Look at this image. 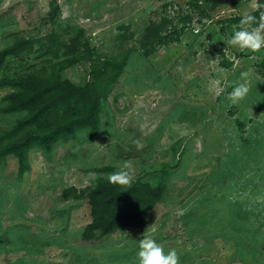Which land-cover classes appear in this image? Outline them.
Returning <instances> with one entry per match:
<instances>
[{
	"label": "rangeland",
	"instance_id": "rangeland-1",
	"mask_svg": "<svg viewBox=\"0 0 264 264\" xmlns=\"http://www.w3.org/2000/svg\"><path fill=\"white\" fill-rule=\"evenodd\" d=\"M258 3L0 0V264H138L149 235L178 264H264V47L227 43ZM35 79L91 84L97 133L8 151L34 128L10 95ZM244 79L239 103L216 95ZM120 170L159 199L140 227L89 228L82 190Z\"/></svg>",
	"mask_w": 264,
	"mask_h": 264
},
{
	"label": "trees",
	"instance_id": "trees-1",
	"mask_svg": "<svg viewBox=\"0 0 264 264\" xmlns=\"http://www.w3.org/2000/svg\"><path fill=\"white\" fill-rule=\"evenodd\" d=\"M260 10L253 14L259 16ZM13 83L21 84L20 81ZM21 85L18 93L10 95L12 100L8 110H25L26 121L34 128L8 142L7 150L19 158H23L32 143L49 150L53 142L76 129L88 128L91 134L97 133L99 104L91 84L74 85L68 80L35 79ZM162 190L160 184L152 186L141 181L118 186L105 179L96 180L82 190L94 210L88 227L104 233L120 225L140 227L145 223L143 214L159 199Z\"/></svg>",
	"mask_w": 264,
	"mask_h": 264
},
{
	"label": "clouds",
	"instance_id": "clouds-1",
	"mask_svg": "<svg viewBox=\"0 0 264 264\" xmlns=\"http://www.w3.org/2000/svg\"><path fill=\"white\" fill-rule=\"evenodd\" d=\"M256 8L264 9V0H259ZM227 43L242 51H258L264 47V10L259 11V16L253 12L243 13L233 32L227 38ZM242 76L248 77V73H242ZM228 87H231V91L226 92L227 99L232 104H237L247 97L251 81L248 79L239 83L226 81L224 87L216 90V95L225 93ZM92 178L95 179L94 174ZM108 179L112 183L127 185L131 183L132 177L126 170H120L110 174ZM137 247L138 264H178L179 257L176 249L165 250L164 246L151 235L140 239Z\"/></svg>",
	"mask_w": 264,
	"mask_h": 264
}]
</instances>
